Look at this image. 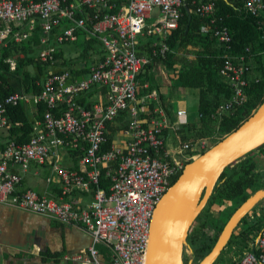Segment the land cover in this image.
I'll list each match as a JSON object with an SVG mask.
<instances>
[{"label":"built area","instance_id":"built-area-1","mask_svg":"<svg viewBox=\"0 0 264 264\" xmlns=\"http://www.w3.org/2000/svg\"><path fill=\"white\" fill-rule=\"evenodd\" d=\"M243 1L249 13L264 14V0ZM185 4V0H0V44L26 40L40 23L44 35L38 51L49 66L41 92H13L0 99V130L9 125L8 109L20 102L47 108L42 117H34L28 141L8 140L0 149V203L87 231L92 238L89 247L67 259L104 264L98 249L104 245L110 264H146L155 206L171 179L199 154L189 152L208 147V137L183 142L178 134L180 146L169 151L165 130L186 124L187 110L178 107L172 121L158 89L139 96L141 87L150 86L149 81L142 84L139 75L152 62L139 51L141 37L148 38L154 56L165 58L170 51L167 41L179 26ZM196 10L211 17L201 30L225 45L231 42L229 28L214 16V0H199ZM78 33L96 38L102 46L90 71L78 78L70 69L52 70L58 63L56 45L77 41ZM7 61L15 70V58ZM249 68L244 54L226 56L221 73L229 78L233 93L220 105L221 113L244 105ZM41 168L49 170L46 182L56 183L54 193L24 185L27 175H40ZM256 213H250L252 219ZM234 264H264V225Z\"/></svg>","mask_w":264,"mask_h":264},{"label":"trees","instance_id":"trees-1","mask_svg":"<svg viewBox=\"0 0 264 264\" xmlns=\"http://www.w3.org/2000/svg\"><path fill=\"white\" fill-rule=\"evenodd\" d=\"M214 1L217 7L214 16L219 19L218 22H222L223 25L229 28L232 36L231 42L227 45L223 44L212 34L202 33L201 28L210 23L211 17H204L200 13L195 12L199 0H185L191 10V18H189L185 6H183L179 26L172 32L167 41L170 51L167 52L165 58L153 55L149 48L148 38L141 37V44L139 45L141 54H147L152 57V62L148 63L144 68V72L139 75L140 82L143 84L149 81L150 86L147 88L141 87L139 96L147 94L154 87L157 88L159 97L162 100L161 103L167 110L170 119L172 121L175 120V116L169 107V105L171 106L170 101L173 98V91L170 89V92H163L161 91V86L154 82L155 74L152 70L156 62L166 64L167 69L171 72V79L176 82V88L191 89L198 95L199 125L197 126L195 123L184 124H188V133L182 127L181 129H179L180 127L177 128L179 137L183 142L195 141L202 137L211 136L215 132H218V139L221 140L225 135L238 128L264 101V14L256 16L249 13L245 10L243 0ZM63 28L61 26L60 29ZM57 31L54 30L53 33ZM41 35H44L42 26L37 23L33 33L26 40L19 43L12 42L14 45L13 49H1L3 54L0 58V99L16 92L20 86L28 93L38 94L41 92L42 83L49 70L48 64L43 62L38 51ZM77 42L84 46L83 54L78 56H66L63 45H56L57 48L54 54L58 63L51 67L52 70L70 69L78 78L83 77L90 71V66L96 61L89 58L90 50L93 48L94 43L97 44L100 41L96 38L86 39L80 33L77 41L72 43ZM248 47L250 51L246 50ZM194 48L195 54L191 57L190 54ZM13 53L23 54L17 58L14 57L17 62L15 70H11L10 63L7 61L8 57ZM241 54H245L246 62L250 67L246 73V78L248 79L245 93L246 101L243 106H237L235 111L229 110L221 113L219 110L220 105L230 98L233 93L230 80L221 73V68L226 56L235 59ZM27 105L20 102L18 105L8 109L9 125L6 130L0 131V149L5 146L8 140L28 141L32 133L34 117H42V114L47 109L44 104L38 103L34 104V110L31 112ZM150 106L152 110L155 104L151 103ZM219 114L222 116H219ZM207 149H195L190 151L189 154L203 153ZM258 151L264 152V145L227 167L216 187H214V192L208 204L199 215L198 220H196L198 222L196 229H192L188 238L195 253L194 264H197L202 257L211 251L226 224V222L223 223L221 228L217 230L215 228L217 227V221L209 222L207 215L210 214L214 201L218 198L222 201L239 199L242 203L250 195L247 190L256 181L254 170L256 169L257 161L254 160V155H257ZM74 155L76 156L77 153H74ZM181 172L171 179V184L177 180ZM241 203L239 202V205ZM203 213L207 215L205 216ZM248 217L249 213L242 218L241 223L246 222L249 224ZM261 225V221L258 219L254 220L248 226V231L241 233L245 245L248 243L246 238H248L249 231L258 233ZM208 226L215 228L217 234L211 235L205 232V227ZM233 236L236 237L233 234L228 244H231Z\"/></svg>","mask_w":264,"mask_h":264},{"label":"water","instance_id":"water-1","mask_svg":"<svg viewBox=\"0 0 264 264\" xmlns=\"http://www.w3.org/2000/svg\"><path fill=\"white\" fill-rule=\"evenodd\" d=\"M186 13L191 18L189 6ZM264 145V101L238 128L186 163L177 180L165 190L150 223L146 264L186 263L192 226L202 213L225 169ZM264 200V187L244 200L224 225L211 251L197 264H214L243 217Z\"/></svg>","mask_w":264,"mask_h":264},{"label":"crops","instance_id":"crops-1","mask_svg":"<svg viewBox=\"0 0 264 264\" xmlns=\"http://www.w3.org/2000/svg\"><path fill=\"white\" fill-rule=\"evenodd\" d=\"M188 27L189 25L187 26V30ZM202 33L208 34V31L204 32L202 30ZM85 38L87 39V37ZM13 47L14 45L10 40H8L5 44H0V58L3 54L1 49L8 50L13 49ZM194 50L195 48L190 54L191 57H193V54H195ZM22 55V53H13L9 57L17 58ZM154 68L155 84L160 85L161 91L163 92H170L171 89L174 93L172 101H170L171 106L169 105L172 113L174 114L178 107L185 108L187 110V123H189V111L187 106L185 105V103L177 104V101H182L184 99L185 90L184 92L183 90L182 92H180V89H178V87L176 88V82L174 81V83L171 79V72H169V70L167 69L166 64H163V62H156L154 64ZM154 89L157 88L154 87ZM16 92L26 91H24L20 86L19 90H17ZM34 107L35 105L33 104L27 105V108L30 109L31 112H33ZM195 121V119H192L191 123ZM0 131L2 132L4 130ZM178 134L179 132L177 130L166 129V143L168 140L169 142H172V144H174L176 142V137ZM261 156L263 157V155ZM254 160H256L257 162L259 161L257 157ZM29 176L27 175L24 181L25 186H29L40 192H43L44 190H49L52 193L55 192V182L48 184L45 177H40V175H36L34 173H30ZM27 183H30V185H28ZM263 187L264 186L257 187L255 191ZM255 191H253L251 194H253ZM78 196V194H73V197L75 199L82 198V196ZM257 206H255L251 212L255 213L257 211L256 214H258V216H256V218L261 221L262 227L264 225V204L260 202ZM210 212L214 214V217L216 216L215 214L217 212L215 209L212 208ZM256 218L253 220H257ZM248 223L249 224L245 222L243 223V225H241L242 223L240 221L239 226H237L234 231V235H236L237 237H241V233H243L244 231H248V226L253 223L252 218L251 220L248 218ZM214 230L217 234V230L215 228ZM259 232L256 233L254 231H249L248 238H246L248 243L243 248L242 254L233 259V264L243 256L246 250L250 248V245L255 241L256 237L259 236ZM91 242V235L82 228L69 226L51 217L0 203V264H80L78 261L67 259L65 256L69 254L79 253L82 249L89 247ZM98 249L100 251V258L103 263L110 264L109 249L104 245H98Z\"/></svg>","mask_w":264,"mask_h":264},{"label":"rangeland","instance_id":"rangeland-1","mask_svg":"<svg viewBox=\"0 0 264 264\" xmlns=\"http://www.w3.org/2000/svg\"><path fill=\"white\" fill-rule=\"evenodd\" d=\"M101 47L102 46H101L100 42L97 44L94 43L93 48H91V50H90L89 58L90 59L96 58L95 55L98 56L97 53L100 52ZM63 49L65 50V54L67 56H78V55H82L84 52V46L80 42L65 44V45H63ZM153 72H155V68L153 69ZM182 90L184 92V89L180 88V92H182ZM184 94H185L184 99L182 101H180V100L177 101V104L185 103V105L187 106L188 111H189V113H188L189 124L191 123L192 119H195L196 121L192 122V123H195L198 126L199 125V108H198V101H197L198 95L195 91H193L191 89H185ZM217 115H215V116H217ZM215 116H213V117H215ZM219 116H222V115L219 114ZM187 122H188V120H187ZM177 127L178 128L180 127L179 129H181V127H182L183 129H185L186 133L189 132L188 124L187 125H184V124L180 125L179 124V125H177ZM185 127H187V128H185ZM180 136H181V134H180ZM206 137H208V140H207L208 141V144H207L208 147L207 148L211 147L212 145H214L215 143H217L220 140V139H218V137H219L218 132H215L211 136H206ZM179 146H180V142L177 139V137H176V142L174 144H172V142H169L167 140L166 147L169 151L173 152L174 148H178ZM256 154L257 155H254V158L257 157L259 160L257 162L256 169L254 170V175L256 176V181L252 187L248 188V190H247L248 194H251L253 191H255V189H257V187L264 186V152L261 153L258 151ZM261 155H263V157ZM237 165H239V164H237ZM236 167H238V166H236ZM48 173H49L48 168H41L40 169V177L46 178ZM29 177H31V176H29ZM31 178H33V177H31ZM27 184L30 185V183H27ZM239 202L241 203V201L239 199H236L234 201H230V200H228V201L223 200L222 201L218 198L214 201L213 205L211 206V209L213 208L216 210V212H217L215 214L216 216L214 217L213 216L214 214L211 212H209L210 214H208V215L204 214L205 212L203 214L205 216L206 215L208 216L207 218H209V222H212V221L215 222V219H216L217 220V227H215V226L214 227L217 230H219V228H221L223 223H225L229 220L230 214L234 210L237 209L236 207H238ZM261 203L264 204V200H262ZM217 216H218V218H217ZM248 218L251 220V214H249ZM197 220H198V218H197ZM252 221H254V220L252 219ZM197 225H198V222L196 221L193 224L192 229H193V227H194V229H196ZM241 225H243V223ZM204 231L210 233L211 235H213L215 233V230L212 226L205 227ZM244 247H245V244L243 243L242 238L237 237V236L236 237L233 236L231 244H228L223 249L222 253L217 258V260L215 261L214 264H233V259L242 254ZM184 258H185L186 263H188L190 260L194 261V259H195L194 249L192 251L188 246H186L185 252H184Z\"/></svg>","mask_w":264,"mask_h":264},{"label":"bare ground","instance_id":"bare-ground-1","mask_svg":"<svg viewBox=\"0 0 264 264\" xmlns=\"http://www.w3.org/2000/svg\"><path fill=\"white\" fill-rule=\"evenodd\" d=\"M195 157H198V155L197 156H195ZM194 228V227H193Z\"/></svg>","mask_w":264,"mask_h":264},{"label":"clouds","instance_id":"clouds-1","mask_svg":"<svg viewBox=\"0 0 264 264\" xmlns=\"http://www.w3.org/2000/svg\"><path fill=\"white\" fill-rule=\"evenodd\" d=\"M250 214V213H249Z\"/></svg>","mask_w":264,"mask_h":264},{"label":"flooded vegetation","instance_id":"flooded-vegetation-1","mask_svg":"<svg viewBox=\"0 0 264 264\" xmlns=\"http://www.w3.org/2000/svg\"><path fill=\"white\" fill-rule=\"evenodd\" d=\"M194 264V263H193Z\"/></svg>","mask_w":264,"mask_h":264}]
</instances>
